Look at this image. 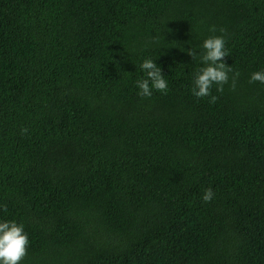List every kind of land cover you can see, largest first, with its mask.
Segmentation results:
<instances>
[{
    "label": "trees",
    "instance_id": "1",
    "mask_svg": "<svg viewBox=\"0 0 264 264\" xmlns=\"http://www.w3.org/2000/svg\"><path fill=\"white\" fill-rule=\"evenodd\" d=\"M210 25L239 72L214 103L184 51ZM145 56L166 93L136 94ZM258 69L264 0H0V219L28 233L20 264H264Z\"/></svg>",
    "mask_w": 264,
    "mask_h": 264
},
{
    "label": "clouds",
    "instance_id": "2",
    "mask_svg": "<svg viewBox=\"0 0 264 264\" xmlns=\"http://www.w3.org/2000/svg\"><path fill=\"white\" fill-rule=\"evenodd\" d=\"M208 31L210 34L205 36L199 45L187 47L184 51L192 61L198 63L191 76L189 89L191 94L197 98L208 97V102L214 103L217 96L211 93L213 86L216 92H222L223 86L229 83V73H232L230 86L235 87L239 72L234 71L223 59L229 54L228 48L225 47V36L222 34L224 29L210 25ZM217 32L221 34L218 35ZM155 61L156 58L145 56L139 62L142 75L134 81V84L137 89L136 94L140 97H151L153 91L166 93L168 90L166 75ZM248 79L250 83L256 81L264 84V69L252 71ZM212 196L213 190L205 188L201 199L207 202ZM28 243V233L24 230L23 223L0 219V264H20L26 254Z\"/></svg>",
    "mask_w": 264,
    "mask_h": 264
}]
</instances>
